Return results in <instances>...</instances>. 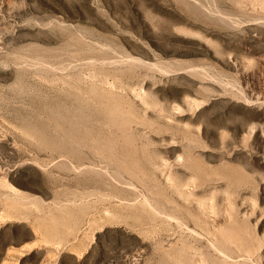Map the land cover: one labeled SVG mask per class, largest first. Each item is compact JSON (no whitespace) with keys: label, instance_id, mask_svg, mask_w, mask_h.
<instances>
[{"label":"rangeland","instance_id":"rangeland-1","mask_svg":"<svg viewBox=\"0 0 264 264\" xmlns=\"http://www.w3.org/2000/svg\"><path fill=\"white\" fill-rule=\"evenodd\" d=\"M0 264H264V0H0Z\"/></svg>","mask_w":264,"mask_h":264},{"label":"bare ground","instance_id":"bare-ground-1","mask_svg":"<svg viewBox=\"0 0 264 264\" xmlns=\"http://www.w3.org/2000/svg\"><path fill=\"white\" fill-rule=\"evenodd\" d=\"M212 11V10H211ZM216 11H218V10H216ZM214 12V11H213ZM217 13V12H216ZM219 13V12H218ZM135 59H133V61H134ZM52 61V60H51ZM51 63V62H50ZM55 63V62H54ZM55 65V64H54ZM38 66V65H37ZM50 67V66H49ZM46 78V77H45ZM52 80V79H51ZM54 82V81H53ZM29 135H30V133H29ZM96 148V147H95ZM85 170V169H84ZM89 170V169H88ZM130 186V185H129ZM131 187V186H130ZM16 190V189H15ZM19 194V193H18ZM21 197V196H20ZM20 199V198H19ZM16 202V201H15ZM21 202V201H20ZM20 204V203H19ZM29 248H31V247H29Z\"/></svg>","mask_w":264,"mask_h":264}]
</instances>
